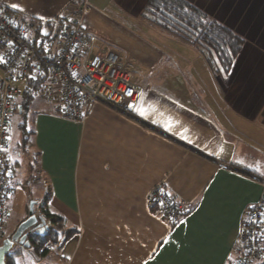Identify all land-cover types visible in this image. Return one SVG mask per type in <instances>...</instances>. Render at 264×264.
Returning a JSON list of instances; mask_svg holds the SVG:
<instances>
[{"label":"crops","instance_id":"0c3cea01","mask_svg":"<svg viewBox=\"0 0 264 264\" xmlns=\"http://www.w3.org/2000/svg\"><path fill=\"white\" fill-rule=\"evenodd\" d=\"M74 1L0 6L45 23ZM84 1L82 25L94 49L115 52L131 69L135 106L128 116L98 103L72 122L39 93L26 101L23 90L12 116L22 124L15 141L11 129L13 195L0 244L30 202L39 217L48 195L51 211L76 233L62 234L59 248L44 256L13 245L15 264H226L242 214L264 183V0H186L244 40L227 73L144 27L139 14L147 0ZM20 186L25 199L15 200ZM158 186L188 206L175 225L147 208Z\"/></svg>","mask_w":264,"mask_h":264},{"label":"built area","instance_id":"2783aa9c","mask_svg":"<svg viewBox=\"0 0 264 264\" xmlns=\"http://www.w3.org/2000/svg\"><path fill=\"white\" fill-rule=\"evenodd\" d=\"M84 0H75L52 28L19 12L0 6V238L13 195V162L9 152L15 102L32 80L40 81L39 95L53 104L56 114L72 122L84 120L95 104L130 116L136 90L130 84L128 65L113 51L97 52L83 27ZM47 33V35H45ZM132 93V95H129ZM260 198L244 210L236 240L226 264H255L264 260V183ZM147 208L171 225L189 210L183 202L158 186L147 198ZM60 244L46 243L54 252Z\"/></svg>","mask_w":264,"mask_h":264},{"label":"trees","instance_id":"16d2710c","mask_svg":"<svg viewBox=\"0 0 264 264\" xmlns=\"http://www.w3.org/2000/svg\"><path fill=\"white\" fill-rule=\"evenodd\" d=\"M57 21L62 23L60 18ZM139 22L161 37L194 49L204 57L209 69L217 73L230 71L244 44V40L232 29L186 0H147L139 14ZM40 24L44 28H52L54 25L52 22ZM39 88V80H32L27 84L23 93L25 100L33 99L39 93ZM38 213L48 224V230L41 236L30 235L28 240L34 253L44 256L47 253L44 249L46 243L57 242L62 234L68 239L76 230L66 229L65 220L51 211L48 195L39 203ZM16 256L10 250L5 256L4 264H15ZM259 264H264V260Z\"/></svg>","mask_w":264,"mask_h":264},{"label":"water","instance_id":"95a60500","mask_svg":"<svg viewBox=\"0 0 264 264\" xmlns=\"http://www.w3.org/2000/svg\"><path fill=\"white\" fill-rule=\"evenodd\" d=\"M19 111L21 108H18ZM34 202H30L28 207L27 217L17 226L14 233L0 244V264H4L5 256L12 249L13 245L29 247V242L26 241L30 235H44L48 227L46 222L34 214Z\"/></svg>","mask_w":264,"mask_h":264},{"label":"rangeland","instance_id":"374dc122","mask_svg":"<svg viewBox=\"0 0 264 264\" xmlns=\"http://www.w3.org/2000/svg\"><path fill=\"white\" fill-rule=\"evenodd\" d=\"M39 95V94H38ZM36 100H38V96H36V97H34V101H36ZM13 123L11 124V129H12V134H13V140L15 141L16 140V138H17V136L19 135V131H20V124H22L21 123V121H22V119H21V117L20 116H14L13 118ZM18 121H20V124H19V122ZM27 151V150H26ZM24 157H21L20 159H19V161L20 162H22V164L23 165H21L20 166V168H18L19 169V173L20 172H22V171H25V166H24V160L25 159H23ZM16 176V175H15ZM35 178H39V180L41 179V177H40V175H39V173L37 172V170H36V173H35ZM14 199L15 200H18V199H25V194H24V191H23V189H22V187L20 186V187H15V190H14ZM8 203H9V201H8ZM56 243V242H55Z\"/></svg>","mask_w":264,"mask_h":264},{"label":"bare ground","instance_id":"6f19581e","mask_svg":"<svg viewBox=\"0 0 264 264\" xmlns=\"http://www.w3.org/2000/svg\"><path fill=\"white\" fill-rule=\"evenodd\" d=\"M92 47H93V50L94 51H97V52H102V51H98V50H95L94 49V37L92 36ZM117 56H118V54H117ZM118 58H119V56H118ZM119 63L120 64H122L123 65V63H121V61H120V58H119ZM128 67V70H129V74H130V84H131V69H130V67L129 66H127ZM131 86H132V84H131ZM133 87V86H132ZM134 88V87H133ZM135 89V88H134ZM136 90V89H135ZM136 92H137V94H138V91L136 90ZM40 94V93H39ZM136 99H137V95H136V98H135V102H136ZM17 101H18V98L16 99V102H15V106L17 105ZM134 106H135V104L131 107V109H130V111L134 108ZM15 112H16V107H15ZM14 112V113H15ZM11 120H12V118H11ZM57 243V242H56Z\"/></svg>","mask_w":264,"mask_h":264},{"label":"snow or ice","instance_id":"6c2138e0","mask_svg":"<svg viewBox=\"0 0 264 264\" xmlns=\"http://www.w3.org/2000/svg\"><path fill=\"white\" fill-rule=\"evenodd\" d=\"M12 7H13V8H16L17 5H16V4H13ZM45 35H47V33H45ZM129 95H132V93H129ZM181 223H183V222L181 221Z\"/></svg>","mask_w":264,"mask_h":264}]
</instances>
